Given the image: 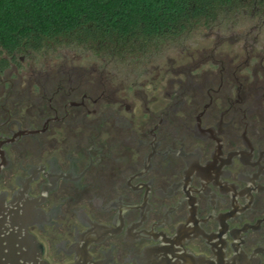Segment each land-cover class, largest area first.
Wrapping results in <instances>:
<instances>
[{
  "label": "flooded vegetation",
  "instance_id": "flooded-vegetation-1",
  "mask_svg": "<svg viewBox=\"0 0 264 264\" xmlns=\"http://www.w3.org/2000/svg\"><path fill=\"white\" fill-rule=\"evenodd\" d=\"M246 6L148 81L0 67V201L48 264H264V0Z\"/></svg>",
  "mask_w": 264,
  "mask_h": 264
},
{
  "label": "trees",
  "instance_id": "trees-1",
  "mask_svg": "<svg viewBox=\"0 0 264 264\" xmlns=\"http://www.w3.org/2000/svg\"><path fill=\"white\" fill-rule=\"evenodd\" d=\"M253 0H0V55L81 45L98 53L134 52L192 23L209 24L221 10ZM9 59L0 58V67Z\"/></svg>",
  "mask_w": 264,
  "mask_h": 264
},
{
  "label": "rangeland",
  "instance_id": "rangeland-1",
  "mask_svg": "<svg viewBox=\"0 0 264 264\" xmlns=\"http://www.w3.org/2000/svg\"><path fill=\"white\" fill-rule=\"evenodd\" d=\"M250 7L242 6L239 10L223 9L209 24L192 23L187 31L179 36L164 35L151 40L134 52L122 54L98 53L81 45H63L43 48L39 51L18 53L13 59L16 67L51 68L55 63L68 59L69 63L81 68H96L102 71V77L113 76L116 82L148 81L170 66L172 59L181 61L185 52L193 47L207 46L211 39L220 31H225L233 21L238 27H245L252 19ZM218 31V32H217ZM225 35V33H220ZM1 57L10 58L3 53ZM20 57V58H19ZM25 63H23L24 61ZM31 63V64H29ZM9 70L11 65L7 66ZM17 78V77H16Z\"/></svg>",
  "mask_w": 264,
  "mask_h": 264
},
{
  "label": "water",
  "instance_id": "water-1",
  "mask_svg": "<svg viewBox=\"0 0 264 264\" xmlns=\"http://www.w3.org/2000/svg\"><path fill=\"white\" fill-rule=\"evenodd\" d=\"M0 264H48L16 199L0 201Z\"/></svg>",
  "mask_w": 264,
  "mask_h": 264
}]
</instances>
